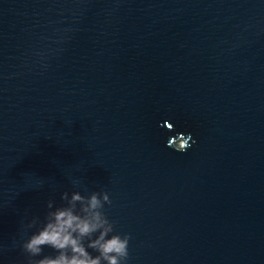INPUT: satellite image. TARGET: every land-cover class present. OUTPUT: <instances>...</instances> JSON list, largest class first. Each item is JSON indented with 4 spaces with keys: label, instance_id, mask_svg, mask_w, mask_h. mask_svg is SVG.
<instances>
[{
    "label": "water",
    "instance_id": "95a60500",
    "mask_svg": "<svg viewBox=\"0 0 264 264\" xmlns=\"http://www.w3.org/2000/svg\"><path fill=\"white\" fill-rule=\"evenodd\" d=\"M64 191L126 264H264V0H0V264Z\"/></svg>",
    "mask_w": 264,
    "mask_h": 264
},
{
    "label": "clouds",
    "instance_id": "9594fccd",
    "mask_svg": "<svg viewBox=\"0 0 264 264\" xmlns=\"http://www.w3.org/2000/svg\"><path fill=\"white\" fill-rule=\"evenodd\" d=\"M60 200L55 208L48 200L43 219L33 216L24 225L36 229L20 245L27 264H126L130 236L116 233L105 215L104 206L111 204L107 193L64 191ZM45 248L54 255H44Z\"/></svg>",
    "mask_w": 264,
    "mask_h": 264
},
{
    "label": "rangeland",
    "instance_id": "374dc122",
    "mask_svg": "<svg viewBox=\"0 0 264 264\" xmlns=\"http://www.w3.org/2000/svg\"><path fill=\"white\" fill-rule=\"evenodd\" d=\"M178 143H181V141H179Z\"/></svg>",
    "mask_w": 264,
    "mask_h": 264
}]
</instances>
